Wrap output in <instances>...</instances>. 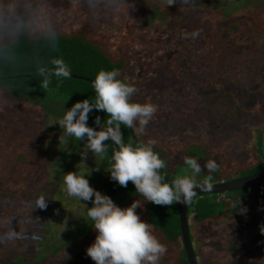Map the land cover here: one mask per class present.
<instances>
[{
    "label": "trees",
    "instance_id": "16d2710c",
    "mask_svg": "<svg viewBox=\"0 0 264 264\" xmlns=\"http://www.w3.org/2000/svg\"><path fill=\"white\" fill-rule=\"evenodd\" d=\"M65 2L68 10L61 11ZM69 2L43 0L53 16L43 18L46 28L33 32L41 18L38 2L20 1L11 37L0 43V236L9 230L19 233L15 240L0 242V264H95L86 253L97 235L87 215L93 205L67 195L63 179L67 172L86 176L90 186L121 208L137 200L141 220L168 243L171 259H160L159 264H189L175 203L153 204L131 182L125 188L111 180L108 171L117 147L111 140L106 141L103 156L88 151L86 138L69 136L51 154V140L61 139L58 132L44 141L34 134L27 138L28 146L19 135L8 142V135L24 127L34 129L36 122L51 128L78 101L94 104L92 81L97 73L117 70L119 79L137 89L133 101L157 106L143 133L120 127L125 144L155 141L153 150L165 161L164 182L191 175L185 170L186 156L197 159L202 168L207 161H216L212 184L264 172V0H174L171 5L167 0ZM97 27L109 32L96 34ZM53 58L65 61L71 78L52 75L44 89L37 67L51 68ZM97 116L102 127H107L109 117L96 109L89 113L87 125L99 131ZM203 131L209 133L206 140ZM243 132H248V139H241ZM223 134L236 135L239 142L234 138L230 144ZM215 136L219 141L212 143ZM38 143L47 149L45 154L36 152ZM237 144L242 145L238 151ZM229 145L232 150L227 152ZM81 152L88 153L85 162ZM206 175L204 169L197 181ZM41 197L47 200L46 207L35 208ZM259 210L262 229L264 185L197 194L186 208L197 264H215L218 258L200 247L203 225L245 218L252 230H260L255 215ZM260 232L256 241L263 260Z\"/></svg>",
    "mask_w": 264,
    "mask_h": 264
},
{
    "label": "clouds",
    "instance_id": "9594fccd",
    "mask_svg": "<svg viewBox=\"0 0 264 264\" xmlns=\"http://www.w3.org/2000/svg\"><path fill=\"white\" fill-rule=\"evenodd\" d=\"M167 3L171 5L174 0H167ZM50 63L51 68L47 65L37 67L38 74L44 77L41 85L44 89L48 88L52 75L71 78V71L62 58H53ZM119 75L117 70H100L92 81L95 103H90L88 99L76 102L57 124L69 137L79 141H85L86 138L88 151L97 155L107 153L106 141L111 140L117 147L113 149L108 172L111 180L121 187L126 188L131 182L145 201L160 206L190 204L197 195V188L210 190L213 187L212 173L218 168L216 161L209 160L202 168L197 159L186 156L184 163L191 170V175L177 176L171 184L164 182L161 169L165 167V161L153 150L155 141L149 140L136 146L131 142L125 144L120 127L123 124L137 133H143L156 114L157 106L147 101H133L137 89L119 79ZM93 109L107 114V127L101 126L99 116L95 123L101 130L97 131L87 125L89 113ZM80 155L84 161L88 153L81 152ZM204 169H207L208 175L202 181H197L196 177ZM63 179L68 196L92 202L93 206L88 208L87 215L94 222L93 228L97 235L87 247L86 253L95 264H159L167 247L153 234L152 225L141 220L137 214L136 209L141 207L137 200L121 208L109 196L90 186L84 175L67 172ZM239 203L233 207L237 209ZM46 204L47 200L41 197L36 201L35 208L44 209ZM261 231L264 232V228ZM17 238L19 233L9 230L0 236V242Z\"/></svg>",
    "mask_w": 264,
    "mask_h": 264
},
{
    "label": "rangeland",
    "instance_id": "374dc122",
    "mask_svg": "<svg viewBox=\"0 0 264 264\" xmlns=\"http://www.w3.org/2000/svg\"><path fill=\"white\" fill-rule=\"evenodd\" d=\"M21 2L23 0H0V6L2 5V9H0V43L4 41H8L11 37V31L13 29L11 28L12 25L15 24V17H17L18 13L21 10L22 5ZM38 5H37V12L38 14H41L40 20H37L35 23V28H33L34 31H40L41 28L44 29L46 28V21L43 19L45 17H51L53 16V11L50 10L48 11V6L43 3V0H37ZM69 2V0H68ZM70 3V2H69ZM68 5L70 4H61L60 5V10L61 11H67L68 10ZM15 12V13H14ZM14 13V14H13ZM10 17H9V16ZM34 16V15H33ZM78 18L80 17V14H76ZM77 18V17H76ZM76 19H72V21H75ZM51 28H53L51 26ZM50 29V28H47ZM106 33L109 32L105 27H97V29H94V33L96 34H101V33ZM104 41V38H103ZM135 71H137V67H134L131 75H135ZM219 98V97H218ZM215 97V99H218ZM213 101L210 100V104H212ZM223 104V107L228 108L227 103H220ZM219 104L220 107H222ZM240 116V115H239ZM246 117V114L241 116V121L242 118L244 119ZM198 120L195 119V124H198ZM194 123H191V125ZM50 125V124H49ZM44 123H34L35 128L31 129L29 128H22L23 130L17 129L14 131L12 134L9 133L8 137V142H14L15 138L17 135L21 137L23 142H26L28 139L32 137L35 134V137L39 141H44L47 139L49 135H55V132H58V134L61 135V139L54 138V140L58 139V141L51 140V145H53V148H50L51 154H56L58 151V144H62L63 142H67L68 136L64 133L63 129L60 128V126L56 123H54L51 128L50 126ZM49 126V127H48ZM235 122L231 123L229 125L230 128H234ZM49 128V129H47ZM52 131V129H54ZM25 129V130H24ZM32 130V132H30ZM48 130V131H47ZM204 135L202 136L203 139L209 134L208 131H203ZM19 133V134H18ZM192 137H195V132H192V130H189L188 132ZM184 135V134H182ZM64 138H63V137ZM225 138L231 139V143H235L232 141V139L236 140V142H239V137H236V135H230L226 136L223 134ZM242 138L241 139H248L249 134L248 132H243L240 135ZM201 137V138H202ZM196 138V137H195ZM193 138V139H195ZM35 139V138H34ZM192 139V138H191ZM205 138L204 140H206ZM240 139V142H241ZM215 140L219 139L215 136L214 139H212V143H214ZM216 142V141H215ZM28 146V142L25 143ZM42 145V144H41ZM249 145V144H248ZM38 148L36 149V152L39 153L40 155L45 154L46 148L43 147V145L40 147V143H38ZM242 145L237 144V146H234L237 151L238 148L241 147ZM227 152L232 150L230 149V145L226 147L225 149ZM49 151V150H48ZM242 158H244L242 156ZM246 159V158H245ZM85 162V161H84ZM186 168V169H185ZM185 170H188V173H191V170L185 167ZM89 171V170H88ZM198 177H196L197 179ZM256 216H259V227L260 230H252L251 228V223L245 218H242L240 220H230L227 223H223L222 221H215L212 222L210 225H203L202 228L203 233H201V249L205 252L208 253L212 256H217V261L215 260V264H264V259L262 260L261 256V247L258 246L257 244V239L261 238V210L257 211ZM256 218V219H257ZM255 219V217H253ZM264 224V221L262 222ZM153 234L160 240L161 243L166 245L168 248V243L167 241L164 240L161 236L158 234L154 233ZM257 238V239H256ZM260 248V249H259ZM169 251L167 250L166 254L161 258L162 261L166 260L169 258ZM168 257V258H167ZM171 257L168 259L170 261ZM223 259V260H222Z\"/></svg>",
    "mask_w": 264,
    "mask_h": 264
},
{
    "label": "water",
    "instance_id": "95a60500",
    "mask_svg": "<svg viewBox=\"0 0 264 264\" xmlns=\"http://www.w3.org/2000/svg\"><path fill=\"white\" fill-rule=\"evenodd\" d=\"M263 185H264V172H261L257 174H252V175H247V176L231 179L228 181H221L219 183H214L213 187L210 190L203 189V188H197L195 191L197 192V194L216 193V192L218 193V192L235 191V190H241V189H249V188L263 186ZM173 208L177 210L179 214L181 236H182V241H183V245L186 251L188 262L189 264H197V261L195 259V255L193 252L192 244L189 239L188 225H187V218H186L187 204L175 203Z\"/></svg>",
    "mask_w": 264,
    "mask_h": 264
}]
</instances>
